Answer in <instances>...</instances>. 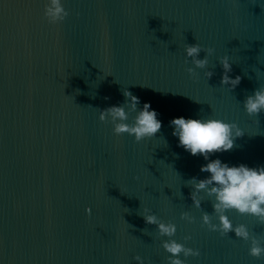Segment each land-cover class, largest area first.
I'll list each match as a JSON object with an SVG mask.
<instances>
[{
	"label": "water",
	"instance_id": "obj_1",
	"mask_svg": "<svg viewBox=\"0 0 264 264\" xmlns=\"http://www.w3.org/2000/svg\"><path fill=\"white\" fill-rule=\"evenodd\" d=\"M46 3L0 0V264H139L137 255L168 264L169 238L144 222V209L199 249L181 254L185 264H264L249 255L251 240L202 226L204 212L218 219L204 192L201 208L192 204L189 180L205 178L208 161L179 147L170 126L181 116L236 123L244 135L209 160L264 166V113L249 116L243 104L264 87V0H61L69 15L58 24ZM196 43L214 49L205 69L185 63ZM224 56L242 78L233 91L220 84ZM125 89L138 109L149 102L158 113L155 137L135 142L99 120L124 104ZM226 215L264 247L257 218Z\"/></svg>",
	"mask_w": 264,
	"mask_h": 264
},
{
	"label": "clouds",
	"instance_id": "obj_2",
	"mask_svg": "<svg viewBox=\"0 0 264 264\" xmlns=\"http://www.w3.org/2000/svg\"><path fill=\"white\" fill-rule=\"evenodd\" d=\"M68 15L69 13L63 7L61 0H47L44 16L50 24L61 23ZM202 51L205 53L203 59L199 58ZM185 52L186 64L188 63L187 58H191V63L195 68L205 69L208 65V57L214 53V49L203 48L196 43L187 44ZM220 65L223 69L220 84L228 86L233 91L241 83L242 78L237 75L233 79L229 75L232 71V64L227 56L220 58ZM195 68L188 67L186 69L190 77L196 76ZM213 75V71L205 72L208 79H211ZM122 95L125 97L124 104L101 109L99 120L101 122L110 120L115 135L134 136L135 142L155 137L162 128V122L157 118L158 113L151 108V104L145 102L143 107L138 109L141 103L139 97L133 95L128 89L122 91ZM105 99L109 98L105 97ZM243 104L249 116L258 117L264 113V87H259L254 90L253 94L246 96ZM130 113H136L132 118V123H128ZM257 123H259L258 120ZM170 126L173 128L172 136L178 138L179 147L192 156H202L208 161L200 168L201 172L208 175L203 179L192 177L189 180L193 189L190 193L192 204L200 209L203 198L199 197V193L204 192L207 197L212 199L213 212L218 219V223H212V217L204 212L202 226L206 225L210 231L219 232L221 237L234 232L236 238L246 242L251 240L249 255L260 258L264 255L261 241L250 235L246 225L234 226L226 213L236 211L240 215H251L257 218L260 224H264V166L249 167L243 163L238 166H229L220 159L209 160V157L216 153L232 150L235 140L244 135L243 131L236 123H227L221 119H186L183 116L173 118L170 121ZM86 211L90 213L91 209ZM142 217L146 224L157 226L160 236L169 238L162 244L163 249L170 254L167 257L168 264H185V261L179 258L181 254L185 258L200 255L199 249L185 247L184 244L171 239L177 230L175 224L161 221L155 214H150L149 209H144ZM181 219L189 223H193L195 220L187 212L181 214ZM184 239L185 241L190 240L191 236H185ZM134 259L139 264H144L141 256L137 255Z\"/></svg>",
	"mask_w": 264,
	"mask_h": 264
}]
</instances>
